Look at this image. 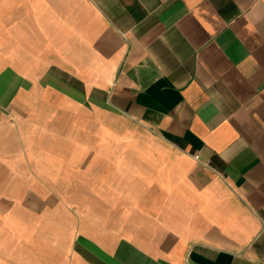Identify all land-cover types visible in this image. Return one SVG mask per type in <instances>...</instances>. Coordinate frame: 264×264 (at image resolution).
<instances>
[{"label": "crops", "instance_id": "0c3cea01", "mask_svg": "<svg viewBox=\"0 0 264 264\" xmlns=\"http://www.w3.org/2000/svg\"><path fill=\"white\" fill-rule=\"evenodd\" d=\"M0 0V264H264V0Z\"/></svg>", "mask_w": 264, "mask_h": 264}, {"label": "rangeland", "instance_id": "374dc122", "mask_svg": "<svg viewBox=\"0 0 264 264\" xmlns=\"http://www.w3.org/2000/svg\"><path fill=\"white\" fill-rule=\"evenodd\" d=\"M65 2H66L65 0L62 2L63 3V5H62L63 6V13H64V15H68L70 9L68 7V4H66Z\"/></svg>", "mask_w": 264, "mask_h": 264}]
</instances>
